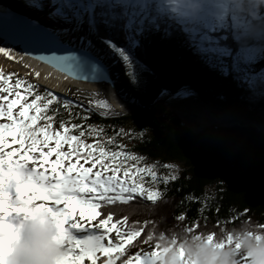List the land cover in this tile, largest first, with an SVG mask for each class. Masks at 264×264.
Here are the masks:
<instances>
[{
    "label": "trees",
    "instance_id": "trees-1",
    "mask_svg": "<svg viewBox=\"0 0 264 264\" xmlns=\"http://www.w3.org/2000/svg\"><path fill=\"white\" fill-rule=\"evenodd\" d=\"M60 5L68 10V2ZM91 9L102 12L96 17L87 15L86 25L92 27L98 38L134 61L139 79L131 83L146 107L154 106L164 93L176 95L190 88L233 115L264 123V88L251 89L239 76L242 69L251 75L264 72V33L249 37L242 27L247 17L232 12L225 28L212 29L206 22L172 13L157 0L145 5L136 0L112 8L105 0H94ZM143 10L141 19L138 13L134 14ZM68 13L61 10L56 16ZM259 19L264 21V9L260 10ZM245 49L261 50L260 58L252 64L238 63L239 54ZM37 86L35 91L41 95L49 90ZM57 95L71 101L73 106L66 109L62 102L49 106L54 130L64 124L71 129L70 134L85 131L83 139L88 143L92 135H88V127L102 128L108 135L102 142L107 145L109 139H114L115 143L107 147L119 151L117 145L128 139L125 134L119 135L120 129L138 120L135 125L142 135L132 149L134 152L185 164L177 180L164 184L160 179L156 183L161 193L156 202L136 195L127 204L102 205L104 211L97 217V223L110 210L111 223L127 216L128 226L135 224L144 229L141 237L126 246L124 253L128 257L134 249L145 245L143 240L149 234L170 229L193 227V233L217 235L247 222L264 231L259 227L264 225L263 130L241 123L232 127L213 126L197 134L173 114L157 119L146 115L106 118L88 105L76 106L68 97ZM84 116L89 118L85 120ZM73 124L80 127L73 129ZM62 150L67 151L68 146L64 145ZM179 215H185L186 219L176 220Z\"/></svg>",
    "mask_w": 264,
    "mask_h": 264
},
{
    "label": "snow or ice",
    "instance_id": "snow-or-ice-1",
    "mask_svg": "<svg viewBox=\"0 0 264 264\" xmlns=\"http://www.w3.org/2000/svg\"><path fill=\"white\" fill-rule=\"evenodd\" d=\"M105 2L112 8L126 4L127 0ZM51 3L56 6L55 11L51 13L52 16H56L61 10L71 12L70 8L64 10L60 0H51ZM101 12L91 9L87 15L96 17ZM85 53H90L87 48ZM0 54L9 60L16 58L10 48L0 47ZM121 55L126 65H133L126 54L121 52ZM39 59L63 66L77 58L53 55ZM15 75V73L6 75L0 70V118L11 122L0 123V264H5L6 258L15 248L25 223L35 220L37 216L53 223L55 239L63 244L64 254L57 264H84L86 259L91 264H97L98 253L109 258L106 264H114L113 254H117V258L122 255L125 252V245L141 237L144 229L135 224L128 226L127 216L116 223H111L113 214L110 210L105 213L106 218L101 217L91 229L86 228L81 221L90 224L101 216V211H104L102 205L118 202L127 204L136 195L142 197L146 195L148 201L156 202L161 193L145 188L142 183L144 175L150 176L153 182L157 181L154 166L139 167L143 156L124 151L123 144L117 145L119 151L109 150L107 145L114 144V139H109L107 145L99 139L94 144H89L83 139L85 131L73 135L70 134L71 129L64 124H61L63 133L54 130L52 124L54 117L48 115L49 106L54 102L57 104L62 102L67 109L73 106L72 102L62 99L50 90L41 95L35 91L37 85L19 78L15 80L14 86H8ZM39 75L37 72L36 76ZM30 96L34 97L31 102ZM82 118L87 120L89 117ZM40 121L44 123L41 124ZM78 127L80 126L72 125L73 129ZM93 132H96L97 136L100 135L97 129L89 126L88 135ZM124 134V130L120 129L119 135ZM9 138L12 144L19 145L18 149L5 151L10 147ZM52 143L54 147H51ZM64 145L68 146L67 151L62 150ZM53 155L55 160L50 161ZM129 161L136 163H128ZM49 167L51 175L47 174ZM164 167L171 168L172 165L165 164ZM39 168L44 170L40 171ZM177 178L176 175H166L161 179L164 184H168ZM61 204L64 207H59ZM203 211L202 208L201 212ZM216 211L218 212L219 208ZM77 215L79 219H76ZM185 219V215L176 217L178 221ZM259 227L264 229V225ZM121 228L125 230L121 231ZM114 230L115 238L121 243L113 245L109 240L106 245V236ZM184 230L194 232L193 227ZM207 237L211 242L215 234H207ZM152 240L153 235L149 234L143 243L147 245ZM225 242L231 243V237ZM220 246H223V243ZM160 252L156 246L155 250L143 254L138 252L133 259L135 264H155ZM181 257L183 258L182 250ZM133 259L125 261L124 264H133ZM185 264L194 262L185 260ZM240 264H249L248 258L241 256Z\"/></svg>",
    "mask_w": 264,
    "mask_h": 264
},
{
    "label": "rangeland",
    "instance_id": "rangeland-1",
    "mask_svg": "<svg viewBox=\"0 0 264 264\" xmlns=\"http://www.w3.org/2000/svg\"><path fill=\"white\" fill-rule=\"evenodd\" d=\"M13 1L19 3L25 8V10L20 11L23 14L27 16L34 15L36 17H39L42 20V22H44L47 26H51L52 28L60 30V31L63 29H69L70 27L74 26L75 21H73V17H75V19L80 18L79 20L81 21V24L83 23L84 25L83 20L94 3V0H67L70 3L68 8L71 9V12L69 11V14L63 17L61 16L58 17V16L51 15V13L54 11L53 9H55L56 7L55 5H52L51 0H13ZM13 1L9 0L11 8H13L11 6L12 4H14ZM61 1L62 0H60V2ZM129 1H133V0H127V2ZM159 1L163 2V0H159ZM0 3L3 5L2 0H0ZM32 5H36V6L32 7ZM38 6H40L41 9L38 8ZM18 8H21V6H18L15 9L17 10ZM144 12H145L144 10L142 12L140 11V13L136 11L134 12V14L138 13L141 19L143 18ZM77 15H79L80 17L79 16L76 17ZM230 15L231 13L222 14L220 10L214 4L208 3V1H206L204 4V7L202 8V10L199 12V14L195 18L191 16H187V15H183V17L184 18L187 17L191 19H199L203 22H206L212 27V29H214L215 27H220V26H223L225 28L229 24L228 18L230 17ZM83 25H82V29L88 30ZM92 37L94 38L93 34H92ZM110 48L115 52L116 56L118 57L117 59L120 65H122V67L124 68L126 75L129 78L130 82L132 81V83L134 84L137 83L139 79V70L135 66L134 61H131L130 59L133 65H126L124 62L123 56L121 55V52L123 51L117 49L114 46ZM123 53L126 54L125 52ZM260 55H261V50L259 49H245L243 52H241V54H239L238 63L252 64L260 58ZM245 56L247 57L246 59L244 58ZM2 71L5 74L7 73L10 74L12 72L16 74L9 81L8 86H14L15 80L19 78L33 85L38 84L43 87H48L47 85L37 80V78L34 75L26 74L18 67L11 68L10 66L8 70H2ZM239 76L242 79V81L244 80L245 82L244 84L245 85L248 84L246 86H249V88L251 89L253 88L256 89L258 87L264 88V72L259 75H251L247 73L245 69H242L239 72ZM102 85L106 87L105 86L106 84H102ZM61 93H65V92H61ZM62 95L68 97L70 100L75 102L77 105H88L92 107L100 115L106 118H116V117L134 116V115L141 116L144 114V112L145 113L147 112L148 114L146 116L154 117L157 119L163 116L173 114L176 117H178L181 121L183 119L184 121L182 122H184L183 123L184 126L194 131L197 134L202 133L213 126L232 127V126H236L240 124V123L238 124L234 123L231 121V119H228L230 118V116L226 112L228 110L225 111L223 108L213 105L207 96H204L202 93H199L190 88H185L176 95H171L170 93H164L162 94L163 96L158 100L156 105L154 104L155 105L154 108H152L153 106L151 107L143 106L144 109H139L138 111L131 112L129 114L123 113L121 111L116 112L114 108L111 106L110 102L107 101V97L105 95L101 97L100 91L95 92L91 90L90 88H79V87L71 86L69 91H67L65 94H62ZM11 98H14V97H11ZM32 99L33 97L30 96L29 102H31ZM180 116L182 117V119L180 118ZM0 123H11V122L6 119L0 118ZM137 123H139L138 120L136 121V123L133 122L132 125L124 129L125 135L128 138L126 142L124 141V143H122L124 145V151L132 155H138L132 149L135 148V146H137L139 138L142 135V132L136 127L137 125H135ZM257 127L258 129H262V126L257 125ZM96 129L99 131L100 135L97 136L96 132H93L91 135L90 141L88 142L89 144H94L97 141V139H99L101 142L102 141L104 142L108 139V135L104 129L102 128H96ZM56 131L63 133V130L61 128H57ZM9 144H10V147L5 149V151H13L19 148V145L11 143L10 138H9ZM52 145H54V143H52ZM51 160H55V155L50 157V161ZM128 163H136V162L129 161ZM165 164H171L172 167L165 168L164 167ZM138 166L139 167L154 166L155 171L157 172V177H158L157 181L153 182L151 177L148 175H144V180L142 181L144 187L151 189L152 191H159L156 183L159 182V180L163 176L176 175L178 177L185 168V164H183L182 162L152 159V158H147L145 156H143V160L139 162ZM45 167H48V166H45ZM39 170L43 171L44 169L39 168ZM47 174L51 175L50 167L48 169ZM144 197L146 198V195ZM49 204H51V202H49ZM59 207H64V205L61 204L59 205ZM76 219H79L78 215L76 216ZM81 223L84 224L86 228L91 229L93 225L97 224V220L92 221L90 224L86 221H81ZM124 230H125L124 228H121V231H124ZM115 237H116V232L114 230L106 236L105 244L107 245L109 240L112 241L113 245L117 243H121V241ZM126 246L127 245H125V251L127 249ZM152 250H155V246L153 243H149L147 245H142L140 249H137V250L134 249L131 257H128L125 253H123L122 255H119V257L117 258V254L114 253L112 259L114 261V264H124L125 261L129 259H133L134 256L138 252L143 254L144 252H148ZM97 256L99 257L97 264H106L107 260L109 259L108 257H105L100 253H98ZM133 264H135L134 259H133Z\"/></svg>",
    "mask_w": 264,
    "mask_h": 264
},
{
    "label": "clouds",
    "instance_id": "clouds-1",
    "mask_svg": "<svg viewBox=\"0 0 264 264\" xmlns=\"http://www.w3.org/2000/svg\"><path fill=\"white\" fill-rule=\"evenodd\" d=\"M206 0H164V5L175 14L195 18ZM222 14L235 12L247 17L242 25L249 37L264 33V21L259 19L264 0H213ZM231 237V243L225 241ZM154 246L161 250L155 264H240L246 256L249 264H264V231L243 222L238 227L223 230L208 240L207 234L190 233L184 229L160 231L153 235ZM223 243V246H220ZM239 245V247H237ZM183 251V258L181 257ZM64 254L63 244L55 239V227L50 220L37 216L25 223L19 241L5 264H57Z\"/></svg>",
    "mask_w": 264,
    "mask_h": 264
},
{
    "label": "water",
    "instance_id": "water-1",
    "mask_svg": "<svg viewBox=\"0 0 264 264\" xmlns=\"http://www.w3.org/2000/svg\"><path fill=\"white\" fill-rule=\"evenodd\" d=\"M85 27L92 32L97 40L103 42L96 36L91 27L86 25ZM0 39L6 44L18 47L25 56L49 66L72 80L89 84H107L112 88L117 87L113 70L102 57L89 49L90 53L86 54L83 46L67 42L59 32L25 15L0 9ZM103 43L107 45L105 42ZM53 55L75 56L77 59L67 62L63 66H57L53 62L39 59V57H52ZM128 84L130 85V83ZM130 87L134 89L133 86ZM52 91L57 93L54 90ZM133 91L139 97L136 90ZM139 102L145 107L140 97ZM147 114V112H144L143 115ZM236 118L240 124H253L256 127L260 125L262 126L261 130L264 131V123L241 116Z\"/></svg>",
    "mask_w": 264,
    "mask_h": 264
},
{
    "label": "bare ground",
    "instance_id": "bare-ground-1",
    "mask_svg": "<svg viewBox=\"0 0 264 264\" xmlns=\"http://www.w3.org/2000/svg\"><path fill=\"white\" fill-rule=\"evenodd\" d=\"M2 1H3V5L0 3V9L10 10L17 12L21 15H25L22 12H20L25 10V8L19 3L10 0L14 2V4L11 5L13 8H11L9 0H2ZM206 1H208V3L214 4L213 0H206ZM18 6H21V8H18L17 11L15 8ZM78 16L79 15H77V17ZM27 17L39 22L40 24H45L44 22H42V20L39 17H36L34 15ZM79 19L80 18L75 19L73 27H70L69 29H64L59 33L63 36L65 40H67V42L74 45L83 46L84 48H87L93 51L94 53L98 54L100 57H102L111 66L113 70L114 78L117 82L116 88H112L107 84L105 85L106 87H104V85L102 84H89V83L86 84L83 82L72 80L66 77L65 75L57 72L56 70L50 68L49 66L25 56L18 47H14L9 44H6L1 39H0V47H6L12 49V53L16 58L14 60H9L8 58L4 57L3 54H0V70H8L10 66L11 68L18 67L24 73L34 75L37 78V80L47 85L49 89L54 90L57 93H61V92L66 93L67 91H69L71 86H75L79 88H90L95 92L100 91L101 97L105 95L107 97V101L110 102L111 106L114 108L116 112L121 111L123 113L129 114L131 112H136L139 109H144L143 105L139 102V97L135 94V91H133L134 89L130 87L132 86V84L126 75L124 68L122 67V65H120L117 59L118 57L116 56L115 52L100 40L97 41V39L94 37L96 39L95 40L92 37V34L89 30L82 29L83 23L81 24V21ZM83 26L85 27V25ZM51 29L53 30L54 28L51 27ZM25 65H27V67H25ZM37 72L40 73L39 77L36 76ZM128 83H130V85ZM155 105L152 108H154ZM133 109L136 110L134 111ZM226 112L227 113L229 112L228 115L230 116V118L228 119H231V121L234 123L239 122V120L236 118V117H240L239 115L232 116V113L230 111H226ZM180 118L182 119L181 116ZM182 121L184 120L182 119ZM83 234L84 233H78V235H83ZM84 264H91V262L86 259L84 261Z\"/></svg>",
    "mask_w": 264,
    "mask_h": 264
}]
</instances>
